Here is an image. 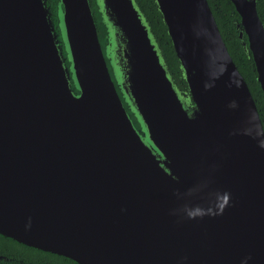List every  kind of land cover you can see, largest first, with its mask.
Instances as JSON below:
<instances>
[{
  "label": "water",
  "instance_id": "1",
  "mask_svg": "<svg viewBox=\"0 0 264 264\" xmlns=\"http://www.w3.org/2000/svg\"><path fill=\"white\" fill-rule=\"evenodd\" d=\"M0 0V236L77 264H264V130L207 0ZM264 98V23L230 0ZM108 62V63H107Z\"/></svg>",
  "mask_w": 264,
  "mask_h": 264
},
{
  "label": "trees",
  "instance_id": "2",
  "mask_svg": "<svg viewBox=\"0 0 264 264\" xmlns=\"http://www.w3.org/2000/svg\"><path fill=\"white\" fill-rule=\"evenodd\" d=\"M135 1L150 27L174 81L179 87H183L185 82L180 79L178 61L174 55L170 39L166 32V27L162 22L161 15L156 7L155 1ZM56 2L57 0H47V4L49 5L51 12H55ZM207 2L228 53L247 84L250 94L255 102L264 130V98L259 83L256 81L255 66L251 56H248L245 53L234 25V22L239 20V15L235 12L234 6L230 0H207ZM256 3L258 17L264 23V0H256ZM89 4L97 27L99 42L103 48L106 42V31L101 22L94 0H89ZM0 252L7 256L22 259L24 261L22 264H77L64 257L24 246L3 236H0ZM6 264L17 263L11 262Z\"/></svg>",
  "mask_w": 264,
  "mask_h": 264
},
{
  "label": "flooded vegetation",
  "instance_id": "3",
  "mask_svg": "<svg viewBox=\"0 0 264 264\" xmlns=\"http://www.w3.org/2000/svg\"><path fill=\"white\" fill-rule=\"evenodd\" d=\"M11 262H15L17 264L24 263V261L22 259L12 257V256H7V255L3 254L2 252H0V264H6V263H11Z\"/></svg>",
  "mask_w": 264,
  "mask_h": 264
}]
</instances>
